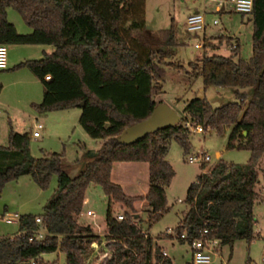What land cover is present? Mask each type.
<instances>
[{
  "label": "trees",
  "instance_id": "trees-1",
  "mask_svg": "<svg viewBox=\"0 0 264 264\" xmlns=\"http://www.w3.org/2000/svg\"><path fill=\"white\" fill-rule=\"evenodd\" d=\"M6 8L18 13L29 33L16 32L6 19ZM251 22L252 56L248 61L239 56L238 39L221 35L217 44L204 37L203 48L216 50L225 41L231 48L229 55L205 53L198 62L189 63L190 76H201L205 88H251L250 95L237 91V101L218 107L193 97L186 102L179 124L122 141L120 136L127 128L151 116L155 97L162 92L166 66L182 67L168 62L178 43L174 23L150 36L145 0H0V44L53 47L50 54L11 67L28 68L41 84V100L31 103V108L40 113L84 102L77 123L90 138L102 141L94 161L70 177L59 167L61 153L34 158L28 151V134L9 128L6 145H0V190L22 175L44 189L54 174L56 187L40 214L18 216L17 231L25 230L24 234L0 236V264H40L41 253L55 250L63 253L64 264H88L92 244L102 242L89 225L77 222L90 184L101 185L108 199L104 247L111 250V256L104 264H174L143 233L133 211L136 201H146L149 222L167 211L165 188L175 173L166 154L172 139L184 154L188 152L187 121L216 133L231 127L227 148L247 149L250 156L244 165L219 161L190 184L185 198L190 207L175 228L177 240L190 244L204 228L219 245L253 240L252 206L260 183L259 164L264 159V0H254ZM116 161L148 163L145 195H127L111 180ZM113 201L131 213L118 220L112 214ZM37 216L39 223L34 221ZM36 229L43 231V237L28 241L27 235ZM182 233L186 238H181Z\"/></svg>",
  "mask_w": 264,
  "mask_h": 264
},
{
  "label": "rangeland",
  "instance_id": "rangeland-1",
  "mask_svg": "<svg viewBox=\"0 0 264 264\" xmlns=\"http://www.w3.org/2000/svg\"><path fill=\"white\" fill-rule=\"evenodd\" d=\"M194 9L205 16L207 24L204 32L205 36L212 38L215 44L218 43V37L221 35L238 39L240 58L248 61L252 56L253 26L251 15L243 16L233 12H215L212 0H145L146 32L150 36H154L159 30L169 28L172 22L175 26V36L178 43L174 55L168 59V62H173L182 67L175 69L166 66L167 74L162 82L163 88L158 98H162L177 116H183L180 105L193 97L205 98L212 107H218L227 102L237 101V91L248 95L252 92L251 88L218 86L205 88L201 76H190L192 69L189 63L198 62L205 53L229 55L231 52L229 44L225 41L216 50L211 48L205 50L203 47L196 49L194 47L197 42L203 43V33L194 35L186 31V16ZM7 13V21L14 24L17 30H21L18 24L20 26L24 24L18 13L10 8ZM11 15L16 19L15 22ZM213 20H217L216 25L212 24ZM46 46L48 45L40 47ZM8 49L5 46V60ZM4 93L3 96H5ZM79 113L78 107L40 112L36 122L40 123L42 127L36 130L39 136L35 138L30 135L34 131L33 125L35 122L28 120L27 123L30 129L28 134L29 154L34 158H38L50 152L61 153L59 167L68 176H76L82 168L94 161L95 155H92L91 150L96 148L101 141L90 138L80 128L77 123ZM17 122L13 123V127L18 126ZM6 124L0 118V130ZM228 128L225 127L221 133H216L211 129H204L202 133L190 130V148L186 154H184L181 146L172 139L169 142L166 159L171 164L175 175L165 188L167 211L158 220L149 223L145 210L134 206L133 212L138 217L137 225L143 231L148 232L152 241L160 247L162 252L165 251L175 264H180V260L182 263L191 259L189 243L179 242L175 230L180 219L190 207V204L185 200L190 184L196 181L198 175L209 172L219 161L244 165L249 159L250 152L247 149L227 148ZM197 153L206 154L209 160L205 163L199 161L189 163L187 158ZM202 164H204L203 168ZM259 165L260 183L255 188L257 198L252 206V213L255 218L252 227L254 238L250 242L245 239L235 240L231 246L228 244L218 245L216 252H210L211 264H262L261 253L264 247V175L262 169L264 170V159L260 161ZM133 173V171H129L124 178L134 184L131 188L132 192L140 193L144 189V183L140 182L138 184L134 179L135 177L130 176ZM147 176V171L140 170L138 177L141 180L143 178L147 179ZM55 187L56 177L54 174L50 176L44 189H40L26 175L8 181L0 190V213L3 212L2 207L5 206L7 208L5 212L16 214V216L21 214L38 215L42 212L47 200L52 196ZM84 202L81 214L77 217V222L82 225H89L93 227L95 232L102 233L105 229V213L108 204L102 186L90 184L85 191ZM111 209L114 216L131 213L120 202L113 201ZM88 210L94 213L93 217L87 216L86 212ZM16 231V221L8 224L0 221L1 237L11 236ZM100 238L101 244L93 243V250L86 259V263L97 264L101 259L104 260L103 247L105 240L104 236H100ZM109 251L111 250L109 249ZM38 261L40 264H64V255L59 250L41 253L38 256Z\"/></svg>",
  "mask_w": 264,
  "mask_h": 264
},
{
  "label": "crops",
  "instance_id": "crops-1",
  "mask_svg": "<svg viewBox=\"0 0 264 264\" xmlns=\"http://www.w3.org/2000/svg\"><path fill=\"white\" fill-rule=\"evenodd\" d=\"M8 9L9 8L5 9L6 19H7V15H8V13H7ZM194 11H198V10L194 9ZM194 11H192V12H194ZM11 18H13L14 22L16 21V19L14 17H12V15H11ZM13 26H14L17 33L20 32V34H27L30 32V28L27 27L25 24L23 26H20L18 24V27H20L19 29H21V30H17V28L14 24H13ZM4 46H6L9 49H8V54H7V58H6V67L4 69L0 70V85H1V88H0V118H1V120H3V122L7 123L6 124L7 127L3 126L0 130V145H2V146L6 145V137H7V133L9 131V128L12 131H15L18 133L29 134L30 129L28 127L27 121L31 120L32 122H35V124H36L37 123L36 121H37L38 117L40 116V113L33 110L30 106L31 103H38L41 100L42 87H41L39 80L26 67H21V68H17V69H11V67H13L17 63L24 61V60L39 59L43 56V54H50L53 51L52 46L48 47L50 45H48L46 47H40V46H44V45L7 44ZM3 92H5L4 93L5 96L2 95ZM158 97H160L159 94L155 97V100L157 102L155 109L159 108L160 114L156 113V111H155L151 118L155 122H158L159 124L164 123L167 119L174 121L175 125L179 124L182 116H177L173 112L172 108L169 107V105L166 104L162 98H158ZM185 105H186V102L183 103L182 105H180L181 111H183ZM16 121H18L17 122L18 126L13 127V125H14L13 123H16ZM35 124L33 125V130H35ZM230 130H231V127L228 128V132H230ZM127 133L131 134L132 131L131 132L128 131ZM101 146H102V141H100L98 143V146L96 148H93V150H91L92 155L96 156L98 153V150L101 148ZM140 170L144 171V172L147 171V174H148L147 177L149 178V166H148L147 162H143V161H116L112 164L111 180L113 182L119 184L123 188V190L125 191V193L127 195L143 196L148 191L149 182H148V178L147 179L143 178L141 180L138 177V175L140 174ZM129 171L134 172L130 176H132L133 178L135 177L134 179L138 184H140V182L144 183V189L140 193L132 192L131 188L133 187L132 185H134V184H132L128 180H125L124 177H125V175H127L126 173H128ZM22 176H24V175H22ZM19 177H21V176H19ZM84 201H85V197H84ZM84 203L85 202H82V205H84ZM134 206L139 207V208H143L145 210V212L147 213V217H148V212L150 211V207L148 206L146 201H137L134 203ZM81 209H82V207H81ZM2 210L5 211V210H7V208L4 206V207H2ZM80 214H81V212H80ZM182 218H183V216H182ZM16 224H17V222H16ZM91 228H92L93 232L99 236H104L107 233L106 224H104L105 229L102 233L95 232L93 227H91ZM143 233L146 236L150 237L147 231H143ZM14 234H12V235H14ZM103 249L105 252L104 254H106L107 251H109V249H107L105 247H103ZM190 249H191V246H190ZM263 249H264V247H263ZM163 252L165 253L166 256H168L165 251H163ZM191 259H192V250H191ZM191 259L189 261H191ZM172 262H173V260H172ZM179 262H180V264L185 263V262L181 263V260Z\"/></svg>",
  "mask_w": 264,
  "mask_h": 264
},
{
  "label": "built area",
  "instance_id": "built-area-1",
  "mask_svg": "<svg viewBox=\"0 0 264 264\" xmlns=\"http://www.w3.org/2000/svg\"><path fill=\"white\" fill-rule=\"evenodd\" d=\"M206 1V0H204ZM214 2V11L215 12H233L238 13L243 16L251 15L253 11V2L254 0H212ZM213 25L217 24V20H213ZM185 27L186 31L190 34L198 35V33H203V38L206 37L204 32L206 30L207 24L205 21V16L200 11H194L189 13L185 19ZM203 43L197 42L194 47L196 49L202 48ZM6 67L5 60V46L0 44V70ZM48 75H45L43 78L45 80L48 79ZM185 126L190 130H194L196 133H202L204 129L199 124H191L190 122H185ZM42 126L40 123L35 124V130L32 131V137H37L38 132L36 130L40 129ZM209 160V157L204 153H197L196 155H191L187 158L189 163H194L195 161H199L201 163H205ZM88 216H94V213L90 210L86 213ZM118 220L123 219V214H118ZM18 220V216L16 214H11L9 212L3 211L0 213V221L8 224L11 222ZM35 223H39L41 218L39 216L35 217ZM25 233V230L17 231L14 235H22ZM44 233L41 229H36L30 232L27 235V240L31 241L33 239H41ZM12 237V236H10ZM181 238H186V233L181 234ZM94 245V244H92ZM219 245V240L216 237H213L210 233V230L204 228L200 231V234L197 238H194L191 243L192 250V259L191 264H211L210 252H216L217 246ZM165 255V253L163 252ZM104 261L105 259L111 256V251H107L106 254L103 255ZM261 262L264 264V249L261 253Z\"/></svg>",
  "mask_w": 264,
  "mask_h": 264
},
{
  "label": "water",
  "instance_id": "water-1",
  "mask_svg": "<svg viewBox=\"0 0 264 264\" xmlns=\"http://www.w3.org/2000/svg\"><path fill=\"white\" fill-rule=\"evenodd\" d=\"M82 105H84V102H80L79 104H77L76 107H81ZM156 111V113L160 114L159 108L153 109L152 114L149 118H147L146 120L140 121L134 125H132L131 127L127 128L122 135L120 136V140L122 141H129V140H134L137 137L145 134L146 132H150L153 130H156L157 128L163 127V126H172L175 125L174 121L171 120H166L164 123L159 124L158 122H155L151 117L153 116L154 112ZM128 131H132L131 134L127 133ZM245 134V132H244ZM97 264H104V260L101 259Z\"/></svg>",
  "mask_w": 264,
  "mask_h": 264
}]
</instances>
